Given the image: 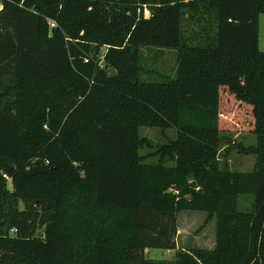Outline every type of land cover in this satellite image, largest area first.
Masks as SVG:
<instances>
[{"label":"trees","instance_id":"trees-1","mask_svg":"<svg viewBox=\"0 0 264 264\" xmlns=\"http://www.w3.org/2000/svg\"><path fill=\"white\" fill-rule=\"evenodd\" d=\"M261 15L264 0H0V264H264ZM143 48L174 51L173 77L142 81ZM142 127L176 136L153 147ZM231 129L254 134L253 172L220 167ZM183 211L214 217V249L148 259L176 250Z\"/></svg>","mask_w":264,"mask_h":264},{"label":"rangeland","instance_id":"rangeland-1","mask_svg":"<svg viewBox=\"0 0 264 264\" xmlns=\"http://www.w3.org/2000/svg\"><path fill=\"white\" fill-rule=\"evenodd\" d=\"M145 11V15H146ZM258 49L264 52V15L258 21ZM176 53L170 50H158V48H143L141 50L142 73L141 80L147 83H161L164 79L173 77ZM232 115V114H231ZM242 115V114H241ZM237 110L233 117L237 120L241 116ZM233 120V122H234ZM139 136L147 139L153 147L165 144L175 138V130L160 131L154 128L142 127ZM221 147L219 150V162L222 169L231 172L250 173L256 169L257 156L243 152L255 147L257 140L252 132H235L234 129L221 133ZM151 149L141 151V155L147 163H155ZM7 188L11 189L10 181ZM252 196L245 195L238 199V209L249 211L252 204ZM176 235L174 238L176 250L167 254L163 250H149L147 258L151 260L171 259L177 251L192 249H205L212 251L215 246V219L202 212L183 211L177 215Z\"/></svg>","mask_w":264,"mask_h":264},{"label":"water","instance_id":"water-1","mask_svg":"<svg viewBox=\"0 0 264 264\" xmlns=\"http://www.w3.org/2000/svg\"><path fill=\"white\" fill-rule=\"evenodd\" d=\"M115 76V72L114 71H112L111 73H110V75H109V77L108 78H113Z\"/></svg>","mask_w":264,"mask_h":264},{"label":"built area","instance_id":"built-area-1","mask_svg":"<svg viewBox=\"0 0 264 264\" xmlns=\"http://www.w3.org/2000/svg\"><path fill=\"white\" fill-rule=\"evenodd\" d=\"M147 13V12H146ZM146 15H148V14H146ZM50 26L51 27H53L54 25L53 24H50ZM8 181H9V179L8 178H6ZM15 231L14 230H11V233H14Z\"/></svg>","mask_w":264,"mask_h":264},{"label":"crops","instance_id":"crops-1","mask_svg":"<svg viewBox=\"0 0 264 264\" xmlns=\"http://www.w3.org/2000/svg\"><path fill=\"white\" fill-rule=\"evenodd\" d=\"M174 66H175V64H174ZM174 71H175V68H174ZM167 254H170L171 252H166ZM146 254H148V251H146Z\"/></svg>","mask_w":264,"mask_h":264}]
</instances>
